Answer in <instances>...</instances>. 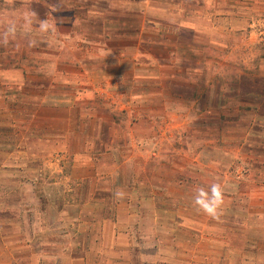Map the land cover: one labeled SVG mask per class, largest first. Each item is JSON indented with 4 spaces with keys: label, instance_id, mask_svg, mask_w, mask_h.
<instances>
[{
    "label": "crops",
    "instance_id": "1",
    "mask_svg": "<svg viewBox=\"0 0 264 264\" xmlns=\"http://www.w3.org/2000/svg\"><path fill=\"white\" fill-rule=\"evenodd\" d=\"M42 22L22 37L27 59L40 40L56 56L57 39L95 61L79 71L95 132L54 113L81 96L53 102L51 83H26L5 30ZM174 103L203 149L188 146L193 166L172 167L184 191L165 195L156 122ZM218 146L228 163L205 157ZM212 183L215 217L193 203ZM165 196L181 206L168 213ZM0 264H264V0H0Z\"/></svg>",
    "mask_w": 264,
    "mask_h": 264
},
{
    "label": "rangeland",
    "instance_id": "2",
    "mask_svg": "<svg viewBox=\"0 0 264 264\" xmlns=\"http://www.w3.org/2000/svg\"><path fill=\"white\" fill-rule=\"evenodd\" d=\"M26 11L22 10L20 11V17L22 18ZM43 13V12H40ZM81 13V12H79ZM83 28V27H81ZM52 30V28L50 27ZM19 33V37L21 41H19V53H20V65H23L24 67L30 66V75H26V83H32L36 85V87L39 86L40 83L46 82L51 83V96L53 102H55V99H58L61 97L64 100H61L62 103L65 101H70L72 97H75V95L81 96L82 99L80 101V106L78 109L74 107L63 106L61 105V111H55L54 113L61 114V115H68V117H74L77 113H82L85 115L88 120L86 121L85 129L86 131H94L95 132V123L92 121L93 117L95 116V103L92 104V102H95V91H87L83 90L81 87L84 85L81 83L82 79L89 80L92 78L91 71L88 72V74H81L79 71L82 69L83 66L86 65L88 69L95 67V61L92 58H83V52L81 49H77V47L74 49L72 47V50L69 49V45L63 46V43L60 42L57 39H52L48 44L52 46L51 53L56 52V56H48L44 58V55L42 54L43 48L40 47V43L42 40L37 41V52L36 56L33 59H27L26 57V42L23 41V36H26L28 33H33L37 35L38 37L40 35H43V30H41L40 27H27V26H20L19 29L15 28V31ZM88 31V30H87ZM14 41V47L18 44ZM11 43H7L5 46H10ZM75 46L78 43H73ZM51 49V48H50ZM23 53L25 56H23ZM60 53V56H59ZM65 55V56H64ZM61 57V58H60ZM8 58H4V62H6ZM82 59V62L80 60ZM15 60V59H14ZM91 69V70H92ZM29 76V79L27 77ZM28 85V84H27ZM25 97H27V89L24 91ZM19 101V100H18ZM21 103V100L19 101ZM87 103V104H86ZM163 107L164 112V119L163 121L158 120L156 124L158 125V129L161 130L163 133V139L158 140V147L161 149V156L160 159L163 163V166L168 167L166 170H163V181L165 182V186H163V191L168 192L170 194L165 195H175V194H181L184 189L176 186L175 180H172L175 178V175L173 174L172 167L175 169H180L182 171H185L188 167L193 166L192 162H189V157H191L189 153V147L198 146L199 148L203 149V137L193 135L190 131L188 132L189 125L193 123H190L186 120L185 114H187L188 109L187 108H178V105L175 103L171 107ZM14 107H19V109H24L27 107V104L21 103L20 105H14ZM176 112L177 114L181 115L179 118L171 117V115ZM184 112V113H182ZM248 113H251V110H247ZM92 117V118H91ZM8 118V117H7ZM179 122L182 123V125L185 126L184 130H181V134H179ZM185 122V123H184ZM127 125V124H126ZM155 125V123H154ZM176 125V126H174ZM236 123L230 122V123H224L223 127H226L229 130L235 129ZM178 126V127H177ZM6 129L13 130L14 127L6 122V125L4 126ZM157 127V126H156ZM25 128V127H23ZM213 134L215 132H218L215 127H213ZM26 129V128H25ZM189 133V134H188ZM229 133V132H228ZM216 135V134H214ZM213 143L216 145L217 141L213 140ZM229 146H232L231 148H234L233 144H229ZM175 150V151H174ZM208 153L211 155L212 158L224 160L225 162H229V157L221 150V147H216L211 150V152L205 153V157H207ZM167 165V166H166ZM176 171V170H174ZM156 174V173H155ZM159 174V173H158ZM203 174V173H201ZM199 176L198 174H196ZM201 176V175H200ZM228 183L232 184L235 180L233 179L234 176L230 174V171H228ZM171 179V180H170ZM171 181V182H169ZM229 188L231 185L228 186ZM198 187L196 188L197 191ZM166 200L164 203L165 207L169 208L168 213H172L173 210L178 209L179 206H181V202H178L176 199L172 198V196H165ZM185 212H188L187 210H184ZM168 216V215H166ZM172 216V214H170ZM174 220H180L184 221L185 223L190 222L187 218H177L173 217ZM196 219V218H195ZM152 220V219H151ZM171 222L170 218L165 217L164 224H169ZM198 220V219H197ZM153 221V220H152ZM199 221L202 222L203 218L202 215L199 216ZM151 224L150 222L148 223Z\"/></svg>",
    "mask_w": 264,
    "mask_h": 264
},
{
    "label": "clouds",
    "instance_id": "3",
    "mask_svg": "<svg viewBox=\"0 0 264 264\" xmlns=\"http://www.w3.org/2000/svg\"><path fill=\"white\" fill-rule=\"evenodd\" d=\"M41 30L47 28L46 22L40 25ZM15 32L14 25H9L5 30V37ZM223 191L219 184L212 183L209 185L208 190L199 188L194 196L193 203L202 209L205 213L215 217L219 206L222 204Z\"/></svg>",
    "mask_w": 264,
    "mask_h": 264
}]
</instances>
